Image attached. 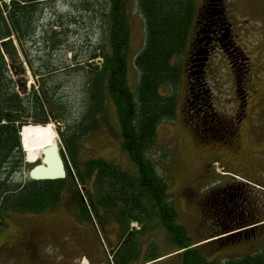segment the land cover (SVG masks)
<instances>
[{
  "label": "trees",
  "instance_id": "obj_1",
  "mask_svg": "<svg viewBox=\"0 0 264 264\" xmlns=\"http://www.w3.org/2000/svg\"><path fill=\"white\" fill-rule=\"evenodd\" d=\"M4 1L0 0V41L16 35L22 44L25 37L39 28L36 20L41 16L42 6L52 0H11L9 4L3 5ZM94 1L81 0V3L88 14L103 11V26L107 27L106 41L89 52L86 67L82 68L81 63L74 59V67L63 65L57 69H45L43 65L32 68L33 75L40 77L41 85L28 94L22 89L25 94L22 95L0 49V226L11 213H40L55 209L66 200L83 221L98 219L102 225L111 221L117 224L124 242L114 253V264H139L141 257H144L143 264L163 261L160 259L166 255L159 254V242L155 236L148 242L146 255L143 256L147 244L145 238L159 231H163L166 240L174 245L175 250L171 254L177 253L181 264H218L209 260L203 249L210 243L224 244L249 236L248 233L235 231L254 225L256 221L248 219L247 214L231 217L222 212L216 217L213 212L215 198L210 195L205 204L207 219L211 221L210 236L193 243L187 229L179 223V213L169 192L168 182L150 159L159 124L175 120L177 116L179 89L185 72L180 60L184 56L194 21V1L138 0L147 36L143 49L135 58V66L139 71V82L135 89L128 84L130 32L127 2L107 0V9L99 0ZM78 2L80 0H73V5ZM51 15L55 22L50 23L47 32L49 38L45 43L52 49H58L61 36L57 27L63 25L65 14L53 9ZM71 15L66 14L65 19L74 25L76 20L72 12ZM65 28L68 29L67 26ZM98 59L101 62H96ZM60 70L84 73L83 105L78 116H73L68 103L58 93V86L50 83L49 77L51 79ZM202 77L200 93L206 96L207 81L204 75ZM163 87H169L172 92L163 95L160 92ZM194 106L191 107L194 112L188 113L187 117L190 119L195 114L200 120V124L194 122L195 135L203 140L211 138L207 134L212 135L216 125L224 123V117L214 107L198 113V108ZM111 110L117 115L120 135L115 133L111 124ZM49 123L57 126L65 148L62 155L67 178L34 181L27 176L24 181L15 182L17 173L31 167L25 162L20 144L21 127ZM63 127L67 131L61 132ZM102 127L108 128L117 138L121 136L122 148L137 169L136 172L126 171L119 164L102 158L85 162L78 159L83 138ZM221 138L219 140L226 143V137ZM82 186L86 189L84 196ZM133 222H137L140 229L130 232ZM215 222L218 223L217 227ZM214 238L218 239L201 244ZM225 264H264V255L256 252L229 259Z\"/></svg>",
  "mask_w": 264,
  "mask_h": 264
},
{
  "label": "rangeland",
  "instance_id": "obj_2",
  "mask_svg": "<svg viewBox=\"0 0 264 264\" xmlns=\"http://www.w3.org/2000/svg\"><path fill=\"white\" fill-rule=\"evenodd\" d=\"M10 1H4L3 5L9 4ZM226 1L234 31L238 33L235 42L246 59L243 64L250 63V73L244 76L241 73L242 64H234L232 68L224 55L218 54L205 67L204 76L218 114L228 120H234L237 106L245 103V108L248 109L246 121L241 125L240 131L225 136L226 143L219 138L198 139L193 131L195 114L190 116V119L187 117L188 113L194 111L191 109L192 103L186 100L190 84L188 78L183 75L178 95L177 116L175 120L159 124L155 145L150 154V159L168 182L169 192L179 213V223L187 229L193 243L210 236L211 221L207 219L205 204L211 193L224 185L242 184V187L249 185L251 192L248 213L250 218L259 222V228L247 237L224 244L214 242L205 247L204 254L207 253L208 259L218 264H225L229 259H238L256 252L264 255V0ZM99 2L109 8L107 0ZM126 2L130 32V47L127 54L128 84L135 89L139 82L135 58L145 45L147 33L138 0ZM194 2L198 7L200 0ZM72 8L70 3H53V0L47 2L42 6L41 16L36 18L39 23L36 31L25 37L22 44L16 35H13L27 73L14 75L10 69V62L7 63L15 83L18 86L21 83L17 89L22 95L30 93L33 88L38 89L41 85L40 77L33 75L32 68L37 69L43 65L45 69H57L63 65L74 67L72 65L74 59L84 68L87 66L86 58L89 52L105 43L107 27L103 26V11L88 14L83 10L81 0L80 3H74ZM53 9L65 14L62 19L63 25L57 27V32L61 36L58 49H52V46L45 43L49 38L47 32L50 23L55 22L51 15ZM71 12L76 20L74 25H70L65 19L66 14ZM180 61L184 66L186 63L184 56ZM96 62L101 60L98 59ZM235 71L241 76V85L237 84L239 78ZM78 72L68 73L60 70L52 75L51 79L49 77L50 83L58 86V93L68 103L73 116L79 115L83 105L84 73ZM22 89L25 94L22 93ZM160 92L169 95L171 89L163 87ZM110 116L115 133L120 135L114 110H111ZM54 127L57 137L61 140L57 126ZM65 131L67 129L63 127L61 132ZM77 157L81 162L102 158L119 164L126 171L137 170L122 148L121 136L115 137L106 127L83 138ZM28 173L29 168H24L14 176V181H24ZM81 191L84 196L86 189L83 186ZM134 226L135 223L130 224V232L140 228V225ZM99 234L103 242L99 239ZM153 236L159 242L157 246L159 254L166 255L158 264H181L177 253L171 254L175 247L166 240L163 231L156 235L149 234L145 238L147 244L143 256L146 255L148 242ZM88 238L102 251L101 261L106 263L109 261L106 250L114 257V252L122 240L121 230L114 221L106 225H102L98 219L92 222L83 221L66 200L57 208L40 213H11L0 226V264H73L76 257L90 251L87 245ZM143 258L141 257L139 264H143Z\"/></svg>",
  "mask_w": 264,
  "mask_h": 264
},
{
  "label": "flooded vegetation",
  "instance_id": "obj_3",
  "mask_svg": "<svg viewBox=\"0 0 264 264\" xmlns=\"http://www.w3.org/2000/svg\"><path fill=\"white\" fill-rule=\"evenodd\" d=\"M56 2H63V4L70 3L71 9H73V0H53V3ZM226 4V0H200V4L195 9L186 70L190 82L188 99L190 103H192V106H197L198 113L205 108L213 107L211 100L212 95L208 94L207 91L205 98L200 93L202 86L201 78H203L201 72L204 70V68L200 67L202 65V58H208L206 63L207 66L218 54L224 55V58L227 59L231 65L242 64L241 73L244 74V76L250 73V63L248 64L245 62V64H243L246 59L243 52L238 47V44H236L237 42H235L238 38V33L234 31L233 21L229 16V8H227ZM56 10L58 11V9ZM197 100H199L198 103H196ZM245 106V103L243 105H238L235 112V119L228 120L224 118V123L217 124L212 130V135L207 134V136L211 138L228 137L232 132L240 131L241 125H243L248 116V109L245 108ZM197 121L200 124V120L198 119ZM206 132L209 133L210 131ZM243 187H245L244 190ZM243 187L238 184H229L211 193V196L215 198L213 212L216 217H219L222 212H226L231 217L235 214L241 217L246 214L249 216L248 203L250 201L251 190L248 185H244ZM254 208L256 210L257 206L255 205ZM215 226H218L217 222H215ZM258 228L259 226L252 230L243 229L237 232L251 234L255 233ZM87 245L90 251L80 257H76L73 264H82V258H85L88 264H107L101 261L103 260L102 251L89 238L87 239Z\"/></svg>",
  "mask_w": 264,
  "mask_h": 264
},
{
  "label": "water",
  "instance_id": "obj_4",
  "mask_svg": "<svg viewBox=\"0 0 264 264\" xmlns=\"http://www.w3.org/2000/svg\"><path fill=\"white\" fill-rule=\"evenodd\" d=\"M0 48L7 62H10V69L14 75H17L18 73H27L25 63L22 60L19 47L14 37L11 36L1 40ZM202 61L206 62L207 58H204ZM204 66L205 64H202L201 67ZM19 85L21 86V83H19ZM22 131L23 128L20 131V141L24 149L21 138ZM61 150V141L57 138L53 141L51 146L42 150L41 158L39 160L31 163L32 167L29 171V178L34 181H56L66 179L67 171Z\"/></svg>",
  "mask_w": 264,
  "mask_h": 264
},
{
  "label": "bare ground",
  "instance_id": "obj_5",
  "mask_svg": "<svg viewBox=\"0 0 264 264\" xmlns=\"http://www.w3.org/2000/svg\"><path fill=\"white\" fill-rule=\"evenodd\" d=\"M20 136V132H19ZM22 142L27 162L34 163L40 159L41 152L51 146L57 139L53 124L48 125H26L22 131Z\"/></svg>",
  "mask_w": 264,
  "mask_h": 264
}]
</instances>
